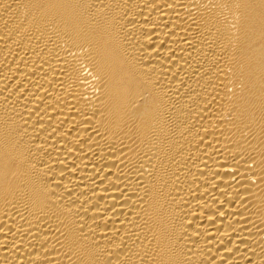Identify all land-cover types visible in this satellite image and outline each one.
<instances>
[{
    "label": "bare ground",
    "instance_id": "6f19581e",
    "mask_svg": "<svg viewBox=\"0 0 264 264\" xmlns=\"http://www.w3.org/2000/svg\"><path fill=\"white\" fill-rule=\"evenodd\" d=\"M0 264H264V0H0Z\"/></svg>",
    "mask_w": 264,
    "mask_h": 264
}]
</instances>
